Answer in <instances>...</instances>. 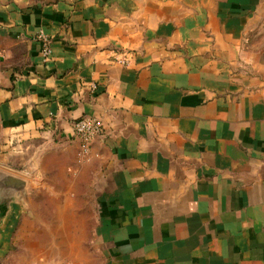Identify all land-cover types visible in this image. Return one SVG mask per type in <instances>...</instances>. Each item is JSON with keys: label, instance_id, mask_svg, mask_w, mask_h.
I'll list each match as a JSON object with an SVG mask.
<instances>
[{"label": "crops", "instance_id": "1", "mask_svg": "<svg viewBox=\"0 0 264 264\" xmlns=\"http://www.w3.org/2000/svg\"><path fill=\"white\" fill-rule=\"evenodd\" d=\"M0 127L4 264H264V0L1 2Z\"/></svg>", "mask_w": 264, "mask_h": 264}, {"label": "rangeland", "instance_id": "2", "mask_svg": "<svg viewBox=\"0 0 264 264\" xmlns=\"http://www.w3.org/2000/svg\"><path fill=\"white\" fill-rule=\"evenodd\" d=\"M4 1H10V0H0L1 2ZM33 3H38V4H44L46 2H49L50 0H27ZM6 137L3 134L2 128L0 127V194L1 193H6V192H11V191H15V192H37L41 189V184L35 183L33 181V177L29 176V178L27 177V175L25 174L26 171L25 169H23V173H20V171H17V169H12L9 165H3L1 162L3 159H5L6 155L9 153L8 149L10 147V141L6 142ZM12 144V143H11ZM14 144V143H13ZM33 169H30V172H32ZM25 172V173H24ZM31 174V173H30ZM32 175V174H31ZM10 177H17L19 179H21L24 184L22 186H18L17 184L14 186H10L9 184H7L5 179H10ZM48 181L50 180V176H47ZM19 219H17V221L14 223L13 229L11 230V237H13L14 232L16 231V229L18 228L20 221ZM9 233V234H10ZM10 237V235H9ZM10 252V249L8 250L7 254L4 255V252L1 250L0 248V264H4L5 259H8V253ZM6 259V261H7ZM64 264V263H61ZM66 264V263H65Z\"/></svg>", "mask_w": 264, "mask_h": 264}, {"label": "built area", "instance_id": "3", "mask_svg": "<svg viewBox=\"0 0 264 264\" xmlns=\"http://www.w3.org/2000/svg\"><path fill=\"white\" fill-rule=\"evenodd\" d=\"M36 39L41 42V55L44 61H46L51 54V40L43 33H38ZM121 63H125V60H120ZM72 128L75 137L80 142V147L77 152V161L79 163L88 162L90 160V150L93 140L100 136L102 133L101 123L89 117H81L73 121ZM61 264V263H56Z\"/></svg>", "mask_w": 264, "mask_h": 264}, {"label": "water", "instance_id": "4", "mask_svg": "<svg viewBox=\"0 0 264 264\" xmlns=\"http://www.w3.org/2000/svg\"><path fill=\"white\" fill-rule=\"evenodd\" d=\"M6 180V182H7V184H9L11 187L12 186H14V185H18V186H22L23 184H24V182L21 180V179H19V178H17V177H10V179H5ZM12 193H14L15 191H11ZM7 193H10V192H6V193H1V194H7ZM15 193H17V192H15ZM0 194V195H1ZM1 197V196H0ZM4 218H6L4 215H3V212H2V210L0 209V223L4 220ZM16 221H17V219H16ZM15 220H14V222L11 224V229L10 228H8V230L10 229V231H6V236L8 237L9 236V233L11 232V230L13 229V226H14V223L16 222Z\"/></svg>", "mask_w": 264, "mask_h": 264}]
</instances>
